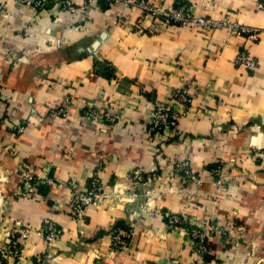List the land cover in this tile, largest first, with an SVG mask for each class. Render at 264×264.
<instances>
[{
    "label": "crops",
    "instance_id": "0c3cea01",
    "mask_svg": "<svg viewBox=\"0 0 264 264\" xmlns=\"http://www.w3.org/2000/svg\"><path fill=\"white\" fill-rule=\"evenodd\" d=\"M89 1L73 0L79 12L70 13L0 0V83L9 111L0 120V246H7L12 227L32 230L20 258L0 257V264H195L188 233L207 224L217 230L206 240L211 264H264L258 0H151L227 17L256 29L253 40L220 29L162 27L139 10ZM241 50L255 58V70L235 65ZM187 82L195 84L189 114L164 135L152 129L155 105ZM65 95L77 107L110 110L113 121L100 128L85 124L80 112L66 123L49 116L47 109ZM15 125L24 131L17 134ZM179 161L188 162L196 180L175 173ZM22 164L52 183L20 195ZM134 169L149 179V195L128 206L127 175ZM217 169L221 176H214ZM95 175L111 196L102 207L87 208L83 222L72 221L71 187L85 190ZM166 212L185 217L188 226L167 228ZM129 220L136 225L133 247L120 254L111 250V235ZM46 221L63 230L54 244L38 232Z\"/></svg>",
    "mask_w": 264,
    "mask_h": 264
},
{
    "label": "built area",
    "instance_id": "2783aa9c",
    "mask_svg": "<svg viewBox=\"0 0 264 264\" xmlns=\"http://www.w3.org/2000/svg\"><path fill=\"white\" fill-rule=\"evenodd\" d=\"M17 6H28L36 11H44L53 7H58L60 12L78 13L79 9L73 0H13ZM102 1L105 5L122 4L125 8L139 10L142 14L150 17L153 22L162 27L177 26L192 30H203L210 32L214 30H223L228 35L247 34V37L253 40L256 37L257 30L243 27L235 22H231L227 17L213 19L196 15L191 8L184 5L176 7H165L160 4H154L151 0H90L89 3ZM88 8L87 4L81 5V10ZM256 9L264 13V0H258ZM235 65L244 71H253L256 68V60L245 51L237 52ZM195 84L184 83L182 86L175 87L170 90L162 102H158L153 108L149 118L148 124L152 129L166 134L170 129H176L179 121L186 117L191 111L192 90ZM210 85L205 84L206 88ZM3 86L0 83V120L4 115L8 114V110H3L4 99ZM8 109V108H6ZM49 116L60 117L66 123L73 119L74 114H78V118L85 124L97 125L100 128L113 121V114L110 110H99L91 105L77 107L73 95H65L57 101L55 107L47 109ZM17 134L24 131L23 126H11ZM258 158L261 160L262 172L264 173V150L258 153ZM176 174L181 175L186 180H196V176L188 167L187 161H179L174 165ZM214 176H221V170L217 169ZM19 194L31 195L34 193L36 187L41 183L51 184V179H46L44 182L39 179L34 170L24 164L19 167ZM145 173L140 169L131 170L127 179L129 187L125 193L127 205L130 206L133 202L142 203L143 197H148L149 191L147 185L150 182L146 179ZM71 196L67 203V212L69 218L75 222H83L85 219L87 208L102 207L110 198L111 193L107 191L105 186L100 182L95 175L91 178L87 189L82 190L78 185H72ZM139 204L138 209L141 208ZM163 219L166 222L167 228H174L182 230L188 226V221L185 217L177 214H170L168 212L163 214ZM136 225L132 220L118 231L111 235V250L120 254H127L132 250V242L135 235ZM183 231V230H182ZM48 244H54L62 236L63 230L56 226L52 221H46L38 230ZM217 230L213 224H207L202 228L190 229L188 236L193 243V252L196 257L195 264H211L208 260L209 251L206 246V240ZM32 234L29 227L16 226L12 227L6 232V239H8L7 246H0V257L2 259H9L16 262L22 254V247L25 241ZM1 243V240H0Z\"/></svg>",
    "mask_w": 264,
    "mask_h": 264
},
{
    "label": "trees",
    "instance_id": "16d2710c",
    "mask_svg": "<svg viewBox=\"0 0 264 264\" xmlns=\"http://www.w3.org/2000/svg\"><path fill=\"white\" fill-rule=\"evenodd\" d=\"M208 260H210V256H208Z\"/></svg>",
    "mask_w": 264,
    "mask_h": 264
}]
</instances>
